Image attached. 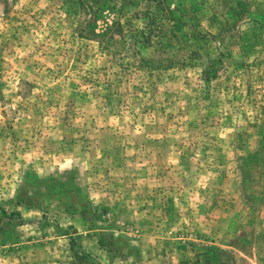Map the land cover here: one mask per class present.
Returning a JSON list of instances; mask_svg holds the SVG:
<instances>
[{
	"label": "rangeland",
	"instance_id": "374dc122",
	"mask_svg": "<svg viewBox=\"0 0 264 264\" xmlns=\"http://www.w3.org/2000/svg\"><path fill=\"white\" fill-rule=\"evenodd\" d=\"M77 261L264 264V0H0V264Z\"/></svg>",
	"mask_w": 264,
	"mask_h": 264
},
{
	"label": "trees",
	"instance_id": "16d2710c",
	"mask_svg": "<svg viewBox=\"0 0 264 264\" xmlns=\"http://www.w3.org/2000/svg\"><path fill=\"white\" fill-rule=\"evenodd\" d=\"M75 258H80V257H78V255L76 254V255H75ZM77 262H78L77 264H81L80 261H77Z\"/></svg>",
	"mask_w": 264,
	"mask_h": 264
}]
</instances>
